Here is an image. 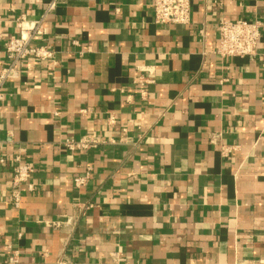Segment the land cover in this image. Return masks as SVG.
<instances>
[{
    "label": "crops",
    "instance_id": "1",
    "mask_svg": "<svg viewBox=\"0 0 264 264\" xmlns=\"http://www.w3.org/2000/svg\"><path fill=\"white\" fill-rule=\"evenodd\" d=\"M190 1L186 25L155 23L153 0H59L46 16L30 44L56 65L25 60L0 105V264H264V0ZM45 2L0 0V67ZM240 18L262 24L257 57L219 58L220 19ZM85 133L106 143L63 146ZM15 154L34 167L18 208Z\"/></svg>",
    "mask_w": 264,
    "mask_h": 264
},
{
    "label": "built area",
    "instance_id": "2",
    "mask_svg": "<svg viewBox=\"0 0 264 264\" xmlns=\"http://www.w3.org/2000/svg\"><path fill=\"white\" fill-rule=\"evenodd\" d=\"M59 0H46L42 15L31 21L29 25H23L25 19L21 18L16 21L18 33L9 36L5 42V57L7 63L0 67V105L4 101L7 83L15 81L19 77L20 67H22L25 60L31 58L35 61H48L52 65H56L55 52L48 48L46 44L31 45L30 41L33 37L42 36L44 33V20L46 16L55 10ZM153 17L157 24H179L186 25L190 19V0H153ZM261 22L258 19L246 20L240 19H220L218 24V42L213 51L219 58H247L250 61L257 57V44L260 39ZM76 43V41H72ZM138 76L140 98L145 99L147 91L144 86L151 83V79L144 76V72L151 73L147 68L140 70ZM81 112H84L81 111ZM108 123L114 124L115 117L108 115ZM214 134L210 138V142L215 144ZM115 140L109 139V142ZM106 143V141L99 136L92 133H85L78 139L67 137L62 141L63 146L69 151H82L97 148L99 145ZM219 153L222 157L227 158L235 151L237 146L226 145L221 143L219 145ZM14 165L12 167V175L9 183V200L16 208L21 204V189L23 186L28 191L34 190L32 183V174L34 167L31 163L24 162L20 154L14 155ZM6 161L5 157H0V164ZM90 168L84 175H78L73 178V184L79 188L87 183L89 178ZM16 256V252L14 253ZM10 264V263H9ZM15 264V263H14Z\"/></svg>",
    "mask_w": 264,
    "mask_h": 264
}]
</instances>
